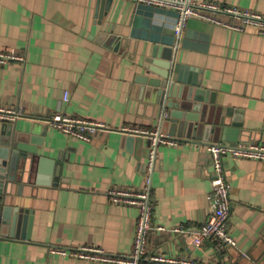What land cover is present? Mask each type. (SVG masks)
I'll return each instance as SVG.
<instances>
[{
    "label": "crops",
    "instance_id": "0c3cea01",
    "mask_svg": "<svg viewBox=\"0 0 264 264\" xmlns=\"http://www.w3.org/2000/svg\"><path fill=\"white\" fill-rule=\"evenodd\" d=\"M209 1L264 16V0ZM210 13L215 20L190 15L176 37L178 12L172 7L135 0H112L103 9L97 0H0V50L25 56L23 63L0 66V106L23 112L12 125L40 136L37 154L52 162L50 172L34 162L11 182V201L31 209L32 220L28 238H0V264H122L59 255L50 248L131 253L138 207L112 201L108 190H139L143 181L146 145H127L125 128H160L157 105L139 98L135 80L147 74L142 64L154 48H171L184 79L213 92L214 104L229 110L231 118L239 115L238 142L264 144V35L252 27H230L241 21L232 14ZM55 112L109 128L95 130L89 140L69 137L47 125ZM160 131L169 134L168 125ZM173 138L177 144L157 146L152 222L197 231L209 213L208 143L178 133ZM222 160L231 185L228 228L235 246L210 240L195 246L178 233L152 231L147 253L264 264V160L230 154Z\"/></svg>",
    "mask_w": 264,
    "mask_h": 264
},
{
    "label": "built area",
    "instance_id": "2783aa9c",
    "mask_svg": "<svg viewBox=\"0 0 264 264\" xmlns=\"http://www.w3.org/2000/svg\"><path fill=\"white\" fill-rule=\"evenodd\" d=\"M149 5H159L175 8L178 18L173 26L176 37L181 35L190 15L215 20L211 11H221L232 14L241 19L238 24H229L230 27L243 30L252 27L255 32L264 35V16L248 9H239L233 6H222L209 0H135ZM13 61L24 62L25 56L15 50H0V66ZM68 91L63 94V100H68ZM23 112L17 108L0 106V120L13 122L22 116ZM47 125L57 129L63 134L89 140L90 134L99 128H109L105 123L89 120L79 116L68 115L62 112L53 113L46 121ZM129 134L145 137L149 140L150 147L145 162V173L139 190L120 189L111 187L108 190L109 198L114 202L134 204L138 207V216L135 224L132 251L129 255L111 256L97 247L82 246L75 250L66 248H50L49 250L59 255H73L86 259L110 260L122 264H216L209 261H198L190 258H176L163 254L147 253V242L152 231H170L180 234L183 238L190 239L195 246H200L205 240H210L220 246L234 247L236 241L229 232L228 221L231 212L230 189L231 185L226 180L223 170V156L230 154L233 157H244L264 160V144L249 140L247 142H211L207 145L210 156L212 174L210 176L209 213L205 222L197 231H191L186 226L165 227L152 222L151 202V174L157 156L159 144L175 145L176 138L163 134L160 128L149 129L140 127L125 128Z\"/></svg>",
    "mask_w": 264,
    "mask_h": 264
},
{
    "label": "water",
    "instance_id": "95a60500",
    "mask_svg": "<svg viewBox=\"0 0 264 264\" xmlns=\"http://www.w3.org/2000/svg\"><path fill=\"white\" fill-rule=\"evenodd\" d=\"M111 1L97 0L100 9ZM155 50L142 64L147 74L137 75L135 80L139 83V98L157 105L160 128L168 125L171 137L178 133L196 143L209 144L213 139L231 143L241 140L239 115L235 113L231 118L229 110L214 104L213 92L201 87L198 81L184 79L182 65L175 61L171 48ZM40 143V136L17 132L11 122L0 124V238L29 237L31 209L11 201L9 186L34 162L39 169L47 166V171H51L52 162L37 154L36 146ZM126 143L136 148L146 145L149 151L150 143L145 137L129 134Z\"/></svg>",
    "mask_w": 264,
    "mask_h": 264
}]
</instances>
